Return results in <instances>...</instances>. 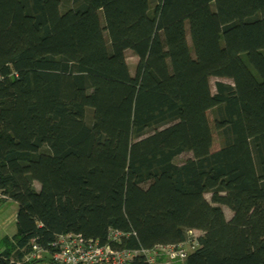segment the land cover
Segmentation results:
<instances>
[{"label":"trees","instance_id":"1","mask_svg":"<svg viewBox=\"0 0 264 264\" xmlns=\"http://www.w3.org/2000/svg\"><path fill=\"white\" fill-rule=\"evenodd\" d=\"M0 75V264L110 229L198 232L175 264H264V0H0Z\"/></svg>","mask_w":264,"mask_h":264},{"label":"built area","instance_id":"2","mask_svg":"<svg viewBox=\"0 0 264 264\" xmlns=\"http://www.w3.org/2000/svg\"><path fill=\"white\" fill-rule=\"evenodd\" d=\"M192 234L191 240L177 244L157 245L153 249H130L115 245L127 236V233L117 229L109 230L105 243L80 233H62L50 244V250L32 240L28 250H21L23 255L19 263H32L49 254L53 264H140L139 257L145 258L147 264H174L184 262L199 245L196 232L192 231ZM161 258L163 260L159 261Z\"/></svg>","mask_w":264,"mask_h":264},{"label":"rangeland","instance_id":"3","mask_svg":"<svg viewBox=\"0 0 264 264\" xmlns=\"http://www.w3.org/2000/svg\"><path fill=\"white\" fill-rule=\"evenodd\" d=\"M62 4H63V6H69V5H71V0H62ZM126 58H127V62H128L130 71L132 74H134L135 69H136V65L138 62V58L134 54V52L132 50H129V49L126 51ZM218 80L229 81L228 79H224V78L212 77L210 82H211L213 92L215 91V83ZM208 115H209L210 120L212 121V126H213L212 112L209 111ZM213 131H214V141H213L212 150H217L218 148H220L221 141H220V139L217 135V132L214 128H213ZM191 156H192V153L185 152V153L177 156L175 158V162L183 163L184 161H186ZM37 187H39L38 184H37ZM206 197H207V199L210 200L211 195L206 194ZM17 208H18V205L16 202L0 201V243H1L4 236H6V235L12 236L16 232V224H15V221L13 218L16 214ZM224 210H225L227 218H230V216L232 215V212L227 207H224ZM196 235H198V232H196ZM46 257H47V254L45 255V258ZM35 264H53V263L50 261L49 257H47L46 259L39 261V262H36Z\"/></svg>","mask_w":264,"mask_h":264},{"label":"crops","instance_id":"4","mask_svg":"<svg viewBox=\"0 0 264 264\" xmlns=\"http://www.w3.org/2000/svg\"><path fill=\"white\" fill-rule=\"evenodd\" d=\"M7 202H10V201H7ZM16 214H17V210H16ZM16 214H15V216H14V218H13L14 221H16ZM6 236H9V235H6ZM4 237H5V236H4ZM4 237H3V238H4Z\"/></svg>","mask_w":264,"mask_h":264}]
</instances>
